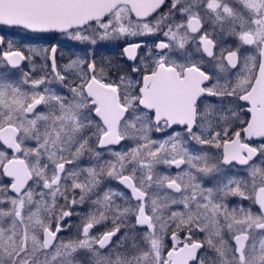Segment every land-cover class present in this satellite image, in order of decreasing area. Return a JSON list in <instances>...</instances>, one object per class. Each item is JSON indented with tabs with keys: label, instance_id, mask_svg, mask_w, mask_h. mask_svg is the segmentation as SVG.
<instances>
[{
	"label": "snow or ice",
	"instance_id": "1",
	"mask_svg": "<svg viewBox=\"0 0 264 264\" xmlns=\"http://www.w3.org/2000/svg\"><path fill=\"white\" fill-rule=\"evenodd\" d=\"M0 26L86 45L58 70L0 35V264H264V0H0Z\"/></svg>",
	"mask_w": 264,
	"mask_h": 264
},
{
	"label": "flooded vegetation",
	"instance_id": "2",
	"mask_svg": "<svg viewBox=\"0 0 264 264\" xmlns=\"http://www.w3.org/2000/svg\"><path fill=\"white\" fill-rule=\"evenodd\" d=\"M6 30H11V29H7V28H2L0 27V35L4 36V33H2L3 31H6ZM12 31V30H11ZM62 36L60 35H57V36H47V37H43V39L47 40L49 39L50 42L47 43V46H49L50 44H56V45H59L58 48H57V66H58V70L60 68H62V66L64 64H66L68 61H69V57L72 55L70 53L74 52L75 50L80 51L81 48H83L82 46H78V45H75V41H69V42H64V43H59L58 41L55 40V38L58 40V38H61ZM6 40V38H5ZM232 40L233 38L232 37H225L224 38V43H225V47H228V48H234L236 45L234 43H232ZM7 41V40H6ZM238 43V42H237ZM22 51L25 52V49H22V47H19ZM3 50H6V47L5 45H0V51H3ZM247 50V51H246ZM121 51V50H120ZM251 52V49L249 48V46H243L241 48V53H244V54H250ZM26 53V52H25ZM120 58V57H118ZM44 63V61L42 60V64ZM50 63L51 61L49 60L48 61V67H44V68H41V64L40 66H38L37 70L35 72L32 73L33 76H36V77H39L40 75H44L46 73H50L51 72V68H50ZM24 65H22L23 67ZM31 65H28L26 67L25 70L27 71H31L30 69H28ZM36 66V67H37ZM32 67V66H31ZM13 73L14 74H17L19 73L18 70H13ZM155 137H161V136H164L166 135V133H154L153 134ZM250 144H259L260 141L258 140H254V141H249ZM0 150H7V152L9 154H11V150H8L6 149L1 143H0ZM86 162L85 161H81V164H85ZM242 166H237V170H239ZM161 171L163 172H175L177 171L176 169H169L167 168L166 166H163V168L161 169ZM7 179V178H5ZM112 187L114 188H120L123 190V186L122 185H118V183L116 181H110L108 182ZM126 191V190H125ZM235 202V203H233ZM238 203H242L245 207H249L250 206V202L249 201H240L238 197H232L230 198V204L231 206H236ZM253 208V211H256L258 209V206H252ZM69 222H71L73 225L75 224H78L79 223V218L78 217H70L68 218ZM61 236H64L65 238H68L69 236H74L75 235V228H69L67 229V231L65 232H62L60 234ZM203 235V234H201ZM226 239L228 240L229 243L231 244H234L235 241L233 239H231V234L228 233L226 235ZM166 244L168 245V249L166 250H169L170 247H171V241H170V238L168 240H166Z\"/></svg>",
	"mask_w": 264,
	"mask_h": 264
},
{
	"label": "rangeland",
	"instance_id": "3",
	"mask_svg": "<svg viewBox=\"0 0 264 264\" xmlns=\"http://www.w3.org/2000/svg\"><path fill=\"white\" fill-rule=\"evenodd\" d=\"M2 33H4L7 41H12V43L14 45H16L17 47H22V49H25L26 54H27V49L29 47H47V43L50 42L49 39L46 42V40L43 38H40V37L32 38L28 34L23 33L21 31H17V30H12V31L6 30V31H3ZM142 39H149L150 40L151 37H145ZM55 40L58 41L59 43H64V42L66 43V42L72 41V40H68L65 37L58 38V40L55 38ZM120 43H122V41ZM74 44L78 45V46L80 45L83 48L86 47V45L81 44L80 42H77V41H75ZM97 47H100L102 49L101 56H103V57L118 58L120 50H121L118 46H116L115 42H111V43L102 42V44L97 45ZM77 50H75L74 52H76L77 54L83 55L82 52H80V51L77 52ZM72 53H70V54H72ZM72 58H74V57H72ZM35 64H36V66L37 65L40 66V64H42V59L40 57H36ZM38 66L36 67V70H37ZM28 69L31 70V66ZM0 70H2V69H0ZM12 78L13 79L19 78V73H17V74L13 73ZM53 87L59 88V85L56 84V85H53ZM162 168H163V165L160 166V170Z\"/></svg>",
	"mask_w": 264,
	"mask_h": 264
},
{
	"label": "water",
	"instance_id": "4",
	"mask_svg": "<svg viewBox=\"0 0 264 264\" xmlns=\"http://www.w3.org/2000/svg\"><path fill=\"white\" fill-rule=\"evenodd\" d=\"M1 27H5V26H1ZM5 28H7V27H5ZM30 34H32V33H30ZM33 35H36V34H33ZM44 35H50V34H44ZM43 35V36H44ZM130 63V62H129ZM2 144V143H1ZM4 146V145H3ZM5 148H6V146H4ZM8 150H10V149H8Z\"/></svg>",
	"mask_w": 264,
	"mask_h": 264
}]
</instances>
